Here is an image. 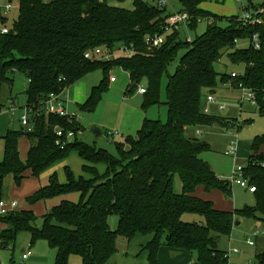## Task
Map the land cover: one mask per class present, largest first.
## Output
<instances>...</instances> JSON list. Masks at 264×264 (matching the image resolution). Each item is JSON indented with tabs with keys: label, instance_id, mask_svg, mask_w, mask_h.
I'll return each instance as SVG.
<instances>
[{
	"label": "trees",
	"instance_id": "obj_1",
	"mask_svg": "<svg viewBox=\"0 0 264 264\" xmlns=\"http://www.w3.org/2000/svg\"><path fill=\"white\" fill-rule=\"evenodd\" d=\"M179 1L183 8L180 13L190 16L186 23L189 27L195 28L201 19L212 20V25L194 42L182 40L180 30L173 29L161 47L152 49L147 47L146 38L164 34L167 20L175 15L160 4L134 0L133 9L128 10L111 6L107 0H19L18 17L6 34L2 28H7V17L0 9V111L13 102L14 78L21 73L29 80L24 108L30 110L33 126L30 133L13 130L3 137L0 202L8 176L12 175L20 187L27 171L39 177L73 152L84 162V176L77 179L66 167V183H60L56 174L51 175L47 186L27 198L32 206L78 193L79 201H62L43 216L41 228L36 227L37 218L32 210L0 216L4 226L0 231L1 247H15L19 234L26 232L30 234L31 247L44 240L56 250L54 264H70L72 255L79 256L82 264H108L116 253L118 236L130 241L143 235L151 237L144 246L149 264H158L162 247L195 252L199 264H229V253L220 248V240L231 234L238 216L264 224V135L254 140L252 155L246 167H242L244 177L256 190L255 206L234 212L217 210L212 202L195 195L196 189L203 187L206 192L220 190L230 198L232 186L200 158L210 147L185 137L188 127L226 126V118L206 114L201 107L204 97L232 80L215 68L225 52L233 64L245 66L244 76L235 79L233 86L243 84L252 90L259 113L264 114V25L245 26L241 20L244 13L233 17L214 15L201 8L204 0ZM257 9L251 3L246 8ZM225 20L227 25L221 27L219 22ZM255 34L260 37V50L251 45L238 48L235 44L236 40L249 42ZM99 49L103 56L85 57ZM121 50L129 53L116 58L114 53ZM181 51L184 54L171 75L168 67ZM108 54L116 58L113 67L129 76L126 93L140 89L146 81L144 108L159 102L162 76H168L167 122L146 119L129 151L122 145L118 147L119 158L81 143L78 137L68 142L66 134H76L80 125L75 116L46 114L51 94L60 95L65 102L63 94L69 87L90 73L102 71L103 79L92 87L80 106L82 110L94 111L111 83L108 73L112 69L108 71L109 61L104 58ZM56 128L65 133L60 138L63 149L57 145ZM23 136L32 143L25 163L19 153ZM100 164L106 166L104 173L97 168ZM177 179L182 184L180 193L174 187ZM185 213L201 220L185 222ZM111 215L118 217L115 231L108 223ZM256 257V264H264V249Z\"/></svg>",
	"mask_w": 264,
	"mask_h": 264
},
{
	"label": "rangeland",
	"instance_id": "obj_2",
	"mask_svg": "<svg viewBox=\"0 0 264 264\" xmlns=\"http://www.w3.org/2000/svg\"><path fill=\"white\" fill-rule=\"evenodd\" d=\"M5 0H0V6ZM52 1V0H50ZM148 5H158L160 1L164 0H142ZM164 6L167 12L177 14L183 11L182 5L179 0H165ZM107 2L114 7L124 8L128 10L133 9L134 0H107ZM264 0H254L253 4L260 6ZM249 6L248 2L238 3L237 0H204L201 5L203 10H206L214 15L221 17L241 16L244 13V8ZM17 6L12 9L9 18H6V27L12 28L14 20L17 17ZM212 20L201 19L197 22L195 28L189 27L183 23L180 27V38L187 41H196L203 34L206 33L209 26L212 25ZM221 27L227 25V21L219 22ZM171 34V33H170ZM249 42L246 40L239 41L238 48H247ZM118 51L115 57L125 56L128 53ZM113 54V55H114ZM184 52L181 51L174 61L168 67V73L174 74L179 65V61ZM109 57L107 64L108 73L111 78L106 92L102 95L94 111H86L81 109V103L70 100L69 88L74 87L76 92L79 91L85 97H88L92 87L97 86L103 79L102 71H95L85 76L82 80L75 83L73 86L66 90L63 97L67 105V111L70 116H75L80 123V127L76 129L78 132V140L85 145L96 148L97 150L107 151L112 156L119 158L120 152L118 147L122 145L125 151H129L131 142L138 138V132L141 129L144 121L147 120H160L166 123L168 120V107L167 101V73L162 76L160 100L157 104L151 105L147 108L143 107V94L139 89L131 93H126L130 84L128 74L120 68L113 67V60L116 58ZM216 71L219 74H228L235 72L238 75H243L245 66L243 64H233L230 61L228 53L225 52L221 60L215 65ZM15 82L13 85V102L18 108V116L22 113V108L26 105V91L29 86V80L25 75L16 73ZM226 83L220 84L214 95L216 98L215 103H210L207 97H204L201 103L202 110H208L210 115L221 118H226L228 121L225 125L213 124L207 126H192L185 130V137L190 139H198L207 144L210 149L200 154V158L207 162L216 175L231 183L232 196L227 198L220 190H213L208 192L214 200H210L214 207L220 211L234 212L238 209L245 207H254L255 198L254 194L249 193L245 188L240 187L234 180L241 178L237 172L238 166L246 167L249 157L252 155L251 146L254 140L264 135V114L259 113L257 106H254L247 101L240 102L241 95L238 91H229L223 88V85L235 89L233 82L225 81ZM140 88L146 89V81H143ZM237 89V88H236ZM70 92V91H69ZM84 104V103H83ZM82 104V105H83ZM224 106L225 109H221ZM20 112V113H19ZM13 113V112H12ZM100 130L101 134H97L95 130ZM27 132V131H26ZM236 145V152L228 155L231 146ZM264 153V150L262 151ZM83 160L76 152L63 161H59L50 168L46 169L39 177H31L37 181H43V176L57 175L60 183H66L67 177L65 168L69 167L74 176L78 179L83 174ZM99 172L103 173L106 170L104 164L98 165ZM87 179L90 176H85ZM45 182H49L48 178ZM23 183V182H22ZM14 181V177L8 176L4 180V187L2 193V201L8 203L9 199H21L23 203L27 202L24 197L22 187L19 190ZM175 191L180 193L182 191V184L179 179L175 182ZM207 194V193H206ZM69 198V199H68ZM80 195L72 193L62 199V196L46 199V206L43 205L41 209L32 210L37 218L36 227L41 228L43 224V216L46 212H50L54 207L60 205L64 200L77 203ZM18 208V207H17ZM29 208V207H27ZM41 210V213L38 211ZM19 211L16 209L13 212ZM199 216L185 213L183 221L185 222H198ZM239 225H235L229 236H223L220 240V248L229 253V264H256L257 253L264 249V224L242 216H238L236 220ZM111 230H116L118 226V217L115 215L109 216L108 219ZM259 230L261 234L256 239L253 233ZM148 236L137 235L132 240L118 236L116 240V253L111 258L108 264H149L148 254L144 249ZM248 239H252L257 243L256 246H249ZM30 234L23 232L20 233L15 247L4 249L0 246V264H54L56 259V250L51 248L44 240H39L33 244L31 252L33 255L26 261L23 260V253L30 247ZM237 250V252H234ZM188 257L190 262L198 263L197 254L195 252H185L177 254L174 258L172 253L167 257L158 258V264H183L184 260ZM160 259V260H159ZM70 264H82V259L77 255L70 257Z\"/></svg>",
	"mask_w": 264,
	"mask_h": 264
},
{
	"label": "built area",
	"instance_id": "obj_3",
	"mask_svg": "<svg viewBox=\"0 0 264 264\" xmlns=\"http://www.w3.org/2000/svg\"><path fill=\"white\" fill-rule=\"evenodd\" d=\"M253 1L254 0H237L238 3L248 2V3H251L252 5H253ZM159 4H160V6H165L166 1L165 0L160 1ZM263 5H264V2L260 6H257L258 9L255 11L254 10H246V8H244V14H243L241 20L245 26L246 25H250V26L264 25V6ZM5 8H6V11H9L11 9V5L9 4ZM189 20H190V16L188 13H185V12L171 16L167 20L168 26H166L164 28V32H165L164 34L146 38L147 47L150 49L161 47L165 43L167 35H169L173 31V29H179L180 30L181 25L183 23H187ZM8 32H9L8 28H2V33L6 34ZM235 44L238 45L239 41L236 40ZM249 45L253 46L256 50L261 49L260 37L258 34H255L253 36L252 40H249ZM94 56L100 57V56H103V53L99 49V50H96L94 52H88L85 57L87 59H92ZM104 58L109 59V57H107V56H104ZM230 76L232 77L231 81L234 82L235 79H237L241 76H244V74L238 75L236 73H233ZM237 90L240 91L242 103L247 101L248 103H250L254 106H257L256 96L252 90L247 89L243 84H239L237 86ZM139 92L141 94H145L146 90L144 88H140ZM207 100L210 103L216 102L215 96L211 95V94L207 97ZM220 108L222 110L225 109L224 106H220ZM204 112L206 114H209L208 110H205ZM46 114H53V115H57L59 117L69 116L68 111H67L66 102H64V100L61 98L60 95H56V94L50 95V98L46 104ZM31 118H32V116H31L30 110H27L26 108H24L20 121H21V124L23 126V129H25L29 133L32 132V130H33V126L31 124ZM55 133L59 137V139L57 141V145L61 146V148L63 149L64 144L61 143L60 138H62L65 133L60 128H56ZM77 137H78V134H75L74 132H69L66 134V140H68V142L74 141ZM235 152H236V145L233 144L231 146L230 150L228 151V155H232ZM236 171L239 172V175L241 176V178L234 180V183H236L237 185H239L242 188L247 189L249 191V193L254 194L256 192V190H255V188L250 186L249 181L244 177V171H243L242 166H238ZM17 207H18V203L16 201H12L10 203H5L4 201H1L0 202V216H4L8 213L15 211L17 209ZM260 234H261V232L259 230H256L253 233V237L257 238ZM247 242H248V245H250V246L255 245V241H253L252 239H248ZM31 248L32 247L30 246L27 251H24V253H23V260L24 261L28 260L32 256ZM235 251L237 252V250H235ZM190 264H195V263L191 262Z\"/></svg>",
	"mask_w": 264,
	"mask_h": 264
},
{
	"label": "crops",
	"instance_id": "obj_4",
	"mask_svg": "<svg viewBox=\"0 0 264 264\" xmlns=\"http://www.w3.org/2000/svg\"><path fill=\"white\" fill-rule=\"evenodd\" d=\"M9 4L11 5V9L9 11H6L5 7L7 5H9ZM15 5L17 6V11H18L19 0H5L4 3L2 4V6H0V9L2 10L3 14L7 18H9V15H10V13H11V11L14 8ZM17 17H18V12H17ZM233 73H235V72H232L231 74H233ZM223 88H227L231 92L232 91H238L240 93V91L237 90L236 88L235 89L231 88V85H229V86H224L223 85ZM68 93L70 94V97H69L70 100L75 101V102H80V103L82 102L81 105L83 103H85L87 98H88V97H85L79 91L76 92V89L74 87H71V89L69 88ZM215 94H216V92L215 93H211V95H215ZM240 102H241V100H240ZM23 109H24V107L22 108V113H23ZM22 113H21L20 116L17 115L18 114V108H17V106H16V104L14 102H12L10 105H8V107H6L2 111H0V162L3 161L4 152H5V141H4L3 137L6 136L9 131H13V130H17L18 131V130H21V129L25 130V129H23V126H22L21 121H20ZM31 146H32V143H31L30 139L27 136L21 137V139L19 140V153H20V159H21V161L23 163H25L26 160H27L28 153H29V151L31 149ZM263 150H264V148H263ZM25 177H26V179L23 180V183L21 184V187H22V190L24 192V197L25 198H28V197L32 196L39 189H41L44 186H47L49 184V182H45V181L47 180V178H48V180L50 179L49 176H47L45 174L43 176V181H37V180L31 178L33 176L31 175L30 171H27L25 173ZM14 181H15V178H14ZM17 189L19 190L20 188L17 187ZM195 195L198 198L206 200V201L214 200V197L210 196V194H208V192H206L203 187H198L196 189ZM62 199H66V196L62 197ZM8 201H9L8 203H10L12 201H16L18 203V208L17 209L19 211L36 210V209H41V207L43 205L46 206L45 201H41V202H39V203H37L35 205H32V206L30 204H28L27 202L23 203L21 201V199L16 200L15 198H12V199H9ZM27 207H29V208H27ZM39 212L41 213V210L38 211V214H39ZM46 213H48V212H46ZM3 228H4L3 224L0 223V231ZM256 245H257V243H256ZM234 252H236V251H234ZM169 253H172V256L174 258L177 254H182V251H176V250H174L172 248H169V247H162L160 249V251H159V257L158 258L167 257L169 255ZM32 255H33V253H32ZM190 263H191L190 262V258L188 257V259L186 258L184 260L183 264H190ZM169 264H172V263H169Z\"/></svg>",
	"mask_w": 264,
	"mask_h": 264
},
{
	"label": "water",
	"instance_id": "obj_5",
	"mask_svg": "<svg viewBox=\"0 0 264 264\" xmlns=\"http://www.w3.org/2000/svg\"><path fill=\"white\" fill-rule=\"evenodd\" d=\"M95 132L97 133V134H101V131L100 130H95ZM237 225H239V223H237Z\"/></svg>",
	"mask_w": 264,
	"mask_h": 264
}]
</instances>
